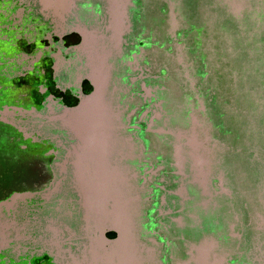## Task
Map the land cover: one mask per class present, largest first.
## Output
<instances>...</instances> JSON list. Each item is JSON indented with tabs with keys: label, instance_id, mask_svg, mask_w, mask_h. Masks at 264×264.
<instances>
[{
	"label": "water",
	"instance_id": "water-1",
	"mask_svg": "<svg viewBox=\"0 0 264 264\" xmlns=\"http://www.w3.org/2000/svg\"><path fill=\"white\" fill-rule=\"evenodd\" d=\"M78 1H72L62 20L74 17L66 26L81 36V42L65 50L73 56L63 65L71 70V83L79 88L86 80L92 90L74 107L47 98L44 109L21 114L23 125L18 128L26 140L54 145L44 156L61 157L52 169L60 178L54 190L59 191L61 182L67 180L70 224H55L54 235L67 231L70 240L85 236L92 243L89 254L74 264H87L91 256H115L117 249L125 250L122 264H163L159 256L164 250L170 254L167 264H200L199 247L206 242L212 249L218 246L216 238L202 232L199 240L194 237L185 244L188 257L182 260L175 255V242L164 246L157 239L158 234L145 224V194L152 176L166 182L160 215L167 219L162 228L168 232L184 228L183 210L192 185L198 196H193L190 217L202 231V213L211 210L218 220H246L264 234V0H209L202 17L194 23V28L206 32L197 36L206 60L220 58L221 65L232 71L228 74L223 70L222 84L213 82L217 87L211 105L195 76L186 45L175 44L171 52L164 53L175 72V88L173 77L161 76L155 71L157 67L147 63V50L134 40L138 0H89L98 4L99 13L90 10L81 12V17ZM162 1L167 5L169 35L175 38L185 18L184 0ZM5 112L2 122L15 125L16 114L6 107ZM189 142L203 161L206 194L191 180L188 162L185 166L177 162L178 147L190 160L185 153L190 151ZM159 153L165 156L161 165L157 164ZM167 167L180 177L172 179L174 187L162 177ZM231 176L244 178L241 191L228 179ZM102 177L126 179L131 197L128 211L103 217L91 211L82 181ZM172 195L182 198L180 204ZM223 196L227 201L220 204L218 198ZM75 204L85 207V226L78 223ZM107 231L114 232L116 238H105ZM244 235L233 234L240 239ZM95 241L100 245L97 252H93ZM241 242L243 264H264V239L253 247L245 240ZM208 264H229V260L214 255Z\"/></svg>",
	"mask_w": 264,
	"mask_h": 264
},
{
	"label": "flooded vegetation",
	"instance_id": "flooded-vegetation-1",
	"mask_svg": "<svg viewBox=\"0 0 264 264\" xmlns=\"http://www.w3.org/2000/svg\"><path fill=\"white\" fill-rule=\"evenodd\" d=\"M88 1L77 2L80 17L81 12L86 14L90 10L99 13L98 4ZM208 1L184 0L185 18L176 37L172 38L169 35L166 3L162 0H138L134 40L137 46L147 50V63L157 67L156 73L167 78L173 77L174 88L177 85L175 72L164 53L171 52L175 44L186 45L195 76L211 105L217 87L213 82L222 84L226 71H229L228 74L232 71L221 65L220 58L214 62L208 61L202 53V44L197 36L206 32L194 28V23L202 17V9ZM66 20L55 19L43 9L39 0H0V264H74L75 260H82L89 254L92 244L85 236L70 240L67 231L60 236L54 235L55 224L61 223L63 227L70 224L67 217L71 210L67 203L70 197L67 180L61 182L59 191L54 190L60 178L59 173L52 169L61 157L51 154L44 156V153L54 149V145L39 143L34 139L26 140L18 129L23 125L21 114H32L44 109L47 98H52L64 107H74L78 105L80 97L92 90L86 80L80 83L79 88L71 83V70L63 65L73 56L71 53L66 54L65 50L81 42V36L66 26L74 22V17ZM226 97L230 99V95ZM237 104H240L238 100ZM5 107L16 114L15 125L2 122L1 117L6 114ZM56 149L63 153L62 148ZM164 158L159 153L157 164L161 165ZM168 169L162 173V177L168 180L170 187H174L172 179L180 177ZM149 176L146 175V178ZM151 178L153 182H148V192L145 194V224L158 234L157 239L164 246L167 242L189 243L199 232L205 231L206 235L218 240L217 254L225 256L229 264H243L244 254L241 251L244 247L241 240L253 247L258 240L264 239L263 231L257 225L246 220L223 222L211 210L202 213V231L190 217L194 210L193 196H198L197 189L192 185H189L190 198L186 200L183 210L184 228L173 227L176 230L168 232L162 228V223L167 222V219L160 215L163 208L161 200L165 193L162 187L166 182H162L159 177ZM228 179L236 182L242 190L244 178L231 176ZM214 182L219 184L217 179ZM171 198L177 204L182 200L178 195H172ZM225 199L223 196L218 201L222 204L227 201ZM74 210L78 212L79 225L85 226V207L75 204ZM242 232L245 235L241 239L233 236L234 233ZM105 238L113 240L116 234L107 231ZM108 248L104 246L105 250ZM175 255L178 259L182 258L178 251ZM187 257L185 252L183 258ZM159 259L167 264L170 254L164 250Z\"/></svg>",
	"mask_w": 264,
	"mask_h": 264
},
{
	"label": "rangeland",
	"instance_id": "rangeland-1",
	"mask_svg": "<svg viewBox=\"0 0 264 264\" xmlns=\"http://www.w3.org/2000/svg\"><path fill=\"white\" fill-rule=\"evenodd\" d=\"M73 0H42L43 5L48 10L52 11L54 16L62 20L64 14L68 11L69 7L71 6ZM152 32L151 29L148 30ZM190 56V55H189ZM134 89H138L137 86H134ZM135 119V118H134ZM192 142V141H191ZM179 148V147H178ZM177 148V149H178ZM179 160V159H178ZM186 160V159H185ZM187 162V160H186ZM180 165V162H178ZM203 161L202 159L198 158L195 161V171L202 170ZM205 174V170H202ZM195 180L202 181V190L207 193L208 191V180L207 176L196 177ZM198 184V183H197ZM83 187V194L85 197L86 204L90 207L93 213H96L98 217H103L108 213V215H116L123 211L129 210V202H130V195H129V187L127 185L126 179L122 177H102L97 178L94 180H84L82 181ZM202 232H199L195 237V240H199ZM203 235H206L205 231ZM235 241V240H234ZM233 241V242H234ZM187 242L179 241L176 243V251L179 252L181 259L184 260V253L186 252L187 248L185 246ZM212 244L206 242V244L202 245L198 249V256L200 264H208L209 259L214 256L218 255V249L215 247L212 249ZM100 248L99 242L95 241L93 244V252H97ZM168 252V251H167ZM125 250L117 249L116 255H109V256H91V259L87 262V264H100L99 260H101L102 264H122L123 256Z\"/></svg>",
	"mask_w": 264,
	"mask_h": 264
},
{
	"label": "trees",
	"instance_id": "trees-1",
	"mask_svg": "<svg viewBox=\"0 0 264 264\" xmlns=\"http://www.w3.org/2000/svg\"><path fill=\"white\" fill-rule=\"evenodd\" d=\"M189 145L191 146L190 151H187V152L185 151V153H188L190 155V160L187 161L190 169H192V173L190 174V178H191V180L198 183L200 190H202V188H203L202 187V185H203L202 181L195 180L194 178H196V177L197 178L198 177L204 178V177H206V174L202 170L201 171H197V170L195 171V168H194L195 161L198 160L199 156L196 155L195 147L193 145H191L190 142H189ZM178 153H179V157H178L179 160L177 159V162H180V166H185L187 164V162L185 160L186 158L184 157V150L182 149V147H179ZM202 191L204 194H206L204 190H202Z\"/></svg>",
	"mask_w": 264,
	"mask_h": 264
}]
</instances>
